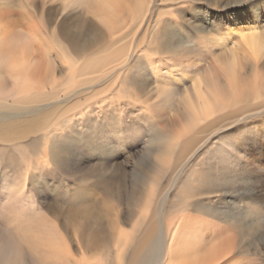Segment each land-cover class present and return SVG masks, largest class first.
I'll list each match as a JSON object with an SVG mask.
<instances>
[{"label": "bare ground", "instance_id": "bare-ground-1", "mask_svg": "<svg viewBox=\"0 0 264 264\" xmlns=\"http://www.w3.org/2000/svg\"><path fill=\"white\" fill-rule=\"evenodd\" d=\"M140 1L0 0V264H216L228 255L231 264H252V258H236L233 251L264 245L261 238L251 241V232L240 238L231 231L234 222L244 221L246 228L264 224V211L250 209L264 197V164L253 161L250 167V153L242 150L259 154L262 143L251 137L238 145L225 134L232 125L264 115V76L259 77L264 74V23L256 19L242 18L240 28L205 39L203 48L214 60L207 66L194 42L185 44L164 31L160 48L170 66L157 67L150 60L147 72H133L143 78L140 92L149 108L173 116L171 132L157 131L151 166L141 179L143 191L131 197L136 221L130 232L118 228L123 216L113 219L104 202L91 206L81 189L73 190L75 199L67 204L46 179L50 191L36 200L34 189L44 187L43 173L87 163L79 148L89 144L82 136L87 126L78 124L86 116L89 121L84 95L98 86L97 75L115 67L140 68L134 54L123 49L150 16L149 3ZM247 69L254 72L251 79L244 77ZM209 130L224 135L212 143L205 135ZM169 172L171 180L163 188L162 177ZM177 181L195 186V193L183 198L178 191L179 197L171 198L169 189ZM49 197L62 201V215L46 205ZM225 197L230 206L221 209L218 203ZM248 255L244 251L243 257Z\"/></svg>", "mask_w": 264, "mask_h": 264}, {"label": "rangeland", "instance_id": "rangeland-1", "mask_svg": "<svg viewBox=\"0 0 264 264\" xmlns=\"http://www.w3.org/2000/svg\"><path fill=\"white\" fill-rule=\"evenodd\" d=\"M146 1L151 8V11L148 12L150 16L148 17L147 23H144V27L140 26L136 29L138 34L135 36V41L137 40V42H131V40H128L125 42L126 44L123 45V49H126L130 55L134 54V59L139 62L138 65L140 68L136 69L137 67H133L132 69L129 68V70L125 69L119 71V69H117L118 67L114 68L112 65L114 71L107 72L105 69V72L103 71L102 74L97 75L98 78L94 81V84H98V86L89 90L88 93L84 95L87 99V104L90 102V107L87 105L88 108H85V110L89 112L87 113V115H89V121H87L86 116L78 125L84 127L86 124L87 127L86 130H84L86 133L82 129V132L84 133H82V136L85 134L87 135V139L85 140L86 142H89V144H87L89 146H80L79 148L81 149L80 152L86 155L87 163L80 168L74 165L68 166L67 168L63 166L58 169L52 168L49 172L43 173V182H41V185L44 187L34 189V192L37 191L34 193L36 200L40 202L45 196H47L46 193L50 191V189L45 186L47 182L44 180L47 179L49 181L48 184L54 186L53 189H55L60 197L65 196V203L67 204H71L73 199H75L73 198V190L76 189V191H78L81 189L83 193L87 195L89 201L92 202L91 206H94V201L100 205L104 202V207L112 210L111 213L113 219L115 215L123 216L119 220L120 226L118 228L125 232H130V225H133L136 221L134 211L131 213V206L133 205L131 197L133 196V193H140L144 189L143 187L145 184L142 183L143 180L141 179L145 173L148 174L149 172L151 159L153 158V151L157 146V131L159 129H164L166 132H171L172 127L169 124V118L173 116L172 113L171 115H167L168 110L159 111L149 108L150 101L141 97L140 91L144 89L140 90L143 84V78L139 75L138 77L133 75V72H147L150 60L157 67L162 66L166 69L168 65L170 66V63L164 62V52L162 53V48H160V42L164 39V31L165 33L172 31V34L177 38L175 40L179 41V38H181L180 40H182L183 43L194 42V44H196V52H201V55H197L203 57L204 61L202 64L207 66L212 65L214 61L209 53H207L209 51L203 48L208 46L207 39L222 34L223 30L228 27L232 30H235L238 27L240 28L239 20L242 18H245V21L248 22L252 19H256L260 25L264 23V0H201L200 2L183 0L182 3H179V0ZM169 27H171L172 30L168 29ZM198 30H201L202 32L197 33L196 31ZM196 33L201 35L200 40L196 39ZM197 40L200 42H195ZM230 40L234 41L237 39L235 37H230ZM47 46L51 48V44ZM52 56L54 55L52 54ZM114 57L117 61V55ZM250 70H245L247 75L244 74V77L249 79L253 77L252 75L254 72H251L252 70ZM176 73L178 74V72ZM108 75L111 77L107 78ZM260 76L263 77L264 74L260 73L259 77ZM126 77L129 78V81H127L128 83L125 82ZM98 79H100L99 82ZM113 80L116 81L113 82ZM94 84L92 85L95 86ZM130 84L133 86H130ZM260 85L264 86V82L262 81V84ZM151 87L153 86H149L148 89H151ZM70 88L72 89V86H70ZM68 89L69 86L66 90ZM63 92L65 93L66 91L64 90ZM123 93H125V97ZM46 96H48V94H46ZM98 102H100V104H97ZM239 110L240 107L236 109L237 112H240ZM230 125H232V122L228 121L227 126ZM229 129L230 131L225 134H229L233 143L241 145L251 137L253 138V143H262L259 154H256V152L253 151V148L249 147H244L242 150L250 153V158L248 159L250 167H253L254 164L263 165L264 115L242 121L237 125L230 126ZM76 131H78V129H76ZM215 131L216 130H209L205 133V135L211 137L212 143L217 141L220 136L224 135L223 133ZM90 134L92 137H90ZM212 143L210 146H212ZM76 157V155L73 156V159ZM198 159L194 162L197 166ZM253 161L255 162L252 165ZM50 167L51 166H49V169ZM169 180H171V172L166 173L164 177H162L161 187H168ZM190 187V184L184 186L180 185L178 182L172 190L169 189V196L173 198L175 194V196L179 197L180 194L181 197L185 198V196L195 193L194 191L196 187L194 186L193 189H190ZM177 199V205H181V200L179 201V199ZM51 200L52 197H49L45 202L46 205L49 204L51 207H54V209L59 212L58 214L62 215L64 209L62 201L58 200L56 202H51ZM228 201V198H222V203H218L219 208L223 209L224 206H226V208L230 206ZM256 204H259V206H257H262V208L251 206L250 209H256L263 213L264 210L261 209H264V197L257 200ZM195 215L201 217L199 213ZM105 216L106 215L104 214V217ZM110 217L111 216H106V219L109 220ZM125 218H127V220L123 223L122 220ZM247 218L249 217H245L244 220H248ZM231 231L236 235L238 233L239 235L237 236L240 238L242 237V234H244L245 238L247 237V234L251 232V241L254 238H261L264 242V224L257 228H246L244 221L239 223L234 222ZM257 240L255 241L256 243ZM243 247L246 246L243 245ZM253 247H255V249ZM244 251H248V257H243ZM233 255L236 258H252V264L257 263V260H259L257 264H264V245L258 244L257 247L255 245L250 246L247 250H243L241 247V249H235ZM260 256H262V259ZM232 258L233 256L228 255L216 264H231L230 261Z\"/></svg>", "mask_w": 264, "mask_h": 264}]
</instances>
